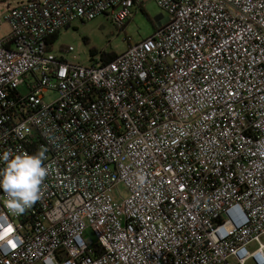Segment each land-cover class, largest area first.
Instances as JSON below:
<instances>
[{
	"label": "built area",
	"instance_id": "1",
	"mask_svg": "<svg viewBox=\"0 0 264 264\" xmlns=\"http://www.w3.org/2000/svg\"><path fill=\"white\" fill-rule=\"evenodd\" d=\"M16 1L0 155L43 147L52 170L22 215L0 190V264H264V0ZM151 1L168 18L110 62L51 50L75 21L123 29Z\"/></svg>",
	"mask_w": 264,
	"mask_h": 264
},
{
	"label": "rangeland",
	"instance_id": "2",
	"mask_svg": "<svg viewBox=\"0 0 264 264\" xmlns=\"http://www.w3.org/2000/svg\"><path fill=\"white\" fill-rule=\"evenodd\" d=\"M11 8L18 5V1L0 0V17H5L9 12L8 4ZM163 16L157 20L159 16ZM165 14L156 2L151 1L145 5L144 9H135L132 17L125 24L123 29L116 27L111 20L106 17H98L91 21H75L71 27L60 31L55 43L51 45V50L57 56H62L61 50L73 48L74 51L65 55V59L84 66L97 65L102 60L103 55L115 54L117 56L125 53L130 46L137 45L142 41L152 37L160 22L166 20ZM10 34V26L3 21L0 25V38ZM58 94L50 92L46 95L47 104L57 101ZM121 193L127 196L126 189L121 186ZM87 238L93 243H97L95 235L89 231Z\"/></svg>",
	"mask_w": 264,
	"mask_h": 264
},
{
	"label": "clouds",
	"instance_id": "3",
	"mask_svg": "<svg viewBox=\"0 0 264 264\" xmlns=\"http://www.w3.org/2000/svg\"><path fill=\"white\" fill-rule=\"evenodd\" d=\"M15 131L21 139L31 134V128L24 124ZM46 152L47 149L41 147L36 154H13L8 150L0 155V161L4 164L0 168V190L4 194L5 207L13 215L24 214L43 198L44 182L52 170L51 165L44 163L47 160Z\"/></svg>",
	"mask_w": 264,
	"mask_h": 264
},
{
	"label": "trees",
	"instance_id": "4",
	"mask_svg": "<svg viewBox=\"0 0 264 264\" xmlns=\"http://www.w3.org/2000/svg\"><path fill=\"white\" fill-rule=\"evenodd\" d=\"M57 38H58L57 35H55V36L52 38V41H51L52 44L56 42ZM115 57H116L115 54L103 55V57H102V61L105 62V63H107V62L112 61Z\"/></svg>",
	"mask_w": 264,
	"mask_h": 264
},
{
	"label": "water",
	"instance_id": "5",
	"mask_svg": "<svg viewBox=\"0 0 264 264\" xmlns=\"http://www.w3.org/2000/svg\"><path fill=\"white\" fill-rule=\"evenodd\" d=\"M161 18H163V16L161 15V16H159L157 19H161Z\"/></svg>",
	"mask_w": 264,
	"mask_h": 264
},
{
	"label": "crops",
	"instance_id": "6",
	"mask_svg": "<svg viewBox=\"0 0 264 264\" xmlns=\"http://www.w3.org/2000/svg\"><path fill=\"white\" fill-rule=\"evenodd\" d=\"M157 20H160V19H157ZM160 23H161V22H160ZM160 23H159V24H160Z\"/></svg>",
	"mask_w": 264,
	"mask_h": 264
},
{
	"label": "snow or ice",
	"instance_id": "7",
	"mask_svg": "<svg viewBox=\"0 0 264 264\" xmlns=\"http://www.w3.org/2000/svg\"><path fill=\"white\" fill-rule=\"evenodd\" d=\"M0 238H2V237H0Z\"/></svg>",
	"mask_w": 264,
	"mask_h": 264
}]
</instances>
